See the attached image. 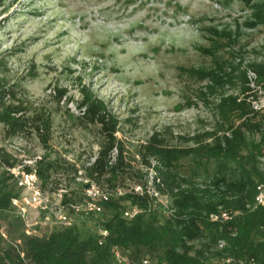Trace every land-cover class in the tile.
<instances>
[{
    "label": "rangeland",
    "instance_id": "rangeland-1",
    "mask_svg": "<svg viewBox=\"0 0 264 264\" xmlns=\"http://www.w3.org/2000/svg\"><path fill=\"white\" fill-rule=\"evenodd\" d=\"M250 13L243 0H0V82L27 109L42 108L51 117L47 146L34 131L10 136L0 123V152L15 159L7 182L19 191L0 211L6 237L22 229L43 234L60 224L61 211L82 224L61 207L58 194L78 199L89 179L86 167L105 139L101 122L82 115L85 92L101 99L116 120L113 134L129 165L116 186L145 187L165 204L168 195L155 189L156 159L148 157L149 165L141 157L148 138L158 132L169 145H193L195 136L203 139L220 125L226 96L245 99L263 117L264 25L246 26ZM118 148L115 142L112 161ZM41 158L53 164L41 188L48 208L35 205L30 190L17 183ZM191 166L189 158L176 163L181 174ZM260 166L264 170V156ZM4 169L0 162V176ZM210 176L211 168H200L195 181L207 183ZM92 179L108 191L107 183ZM15 215L23 227L20 221L9 227Z\"/></svg>",
    "mask_w": 264,
    "mask_h": 264
},
{
    "label": "trees",
    "instance_id": "trees-1",
    "mask_svg": "<svg viewBox=\"0 0 264 264\" xmlns=\"http://www.w3.org/2000/svg\"><path fill=\"white\" fill-rule=\"evenodd\" d=\"M243 1L251 8L245 25H264V0ZM190 71L199 76L208 73ZM84 94L82 115L90 121H100L105 137L97 157L86 167L89 179L84 185L92 178L105 182L111 195L100 201L101 211L84 214L74 213L70 207L81 201L82 194L78 199L74 196L69 199L64 194L61 202L80 216L82 224L77 220L68 225L56 224L44 234L26 233L22 229L10 238L0 233V264H27L11 243L16 239L21 240L28 264H117L111 253L114 245L127 249L134 258L148 257L151 264H219L224 255L253 258L264 264V203L254 201L257 185L264 180L260 166V158L264 156V116L257 117L258 111L248 107L245 99L226 96L219 104L220 125L203 134L210 140L195 136L193 145L182 147L167 144L158 132L148 138L142 145L141 157L149 165L148 157L157 161L153 166L158 179L155 189L169 197L168 208L172 211L166 213L164 204L145 187L141 192L130 189L114 194L117 180L129 166L113 134L116 120L101 99ZM0 123L10 136L34 131L47 146L50 115L42 108L27 109L22 100L15 99L13 90L1 82ZM253 131L261 133L259 140L248 137ZM115 142L119 148L112 161L110 151ZM181 158H189L193 163L190 173L181 174L177 169L176 163ZM0 162L5 167L0 176V211H6L19 191L7 182L13 177L7 167L13 166L15 159L11 161L1 151ZM52 167L51 161L41 158L34 167L26 166V169L35 170L44 189ZM200 168L204 172L211 168L207 183L195 181ZM131 206H137L140 211L128 218L123 212ZM221 212L230 216L223 218ZM212 214L218 218L212 219ZM15 216L9 227L15 221H20L23 227L21 216ZM100 228L108 234L101 235ZM219 241H223L222 247L218 246Z\"/></svg>",
    "mask_w": 264,
    "mask_h": 264
},
{
    "label": "built area",
    "instance_id": "built-area-1",
    "mask_svg": "<svg viewBox=\"0 0 264 264\" xmlns=\"http://www.w3.org/2000/svg\"><path fill=\"white\" fill-rule=\"evenodd\" d=\"M38 177L35 172V170L23 172L22 175L18 178V185H21L23 188H27L30 190V198L31 201L40 207L48 208L47 204L49 202V197L45 195L41 191L40 184H38ZM88 180H86L87 182ZM140 186H135L134 191L136 192H141ZM157 191V190H156ZM123 191L120 187H116L114 190V194H122ZM59 197H62V193L58 194ZM111 195L110 191H103L99 186H96L95 184H92L91 181L89 182L88 185L83 189L82 191V199L79 203H72L70 204V207L74 211V213H84L87 214L89 212H99L102 209V206L100 204L101 200H107ZM154 195V194H152ZM154 197H156L154 195ZM157 198V197H156ZM158 201L162 202L157 198ZM254 201L255 204H262L264 203V180L257 185V191L254 196ZM163 203V202H162ZM165 208H166V213H170L172 210L168 208V204L163 203ZM60 205L62 208H66V205H64L61 200H60ZM140 211V208L137 206H131L130 208H127L124 210L123 214L124 216L131 218L134 216L136 213ZM55 213H53L54 216ZM227 213L226 212H221V216L223 218H227ZM212 219H217L218 215L212 214L211 215ZM59 223L63 225H68L71 224V219L66 216L63 211H61V214L59 216ZM101 235L105 236L108 234V231L106 229L100 228L99 229ZM0 233L2 236L6 237V234L0 230ZM26 233H29L26 231ZM16 248L17 251L19 252V255L24 259L25 263L28 264L27 259H25V254L22 249V243L20 239H16L11 242ZM223 241H219L218 246L222 247L223 246ZM111 253L116 261L117 264H151L150 259L148 257H141V258H134L130 255V252L127 249H123L117 245H114L111 248ZM165 264V263H162ZM219 264H262L259 262H256L253 260V258L249 259H242V258H237L231 255H224L219 259Z\"/></svg>",
    "mask_w": 264,
    "mask_h": 264
},
{
    "label": "crops",
    "instance_id": "crops-1",
    "mask_svg": "<svg viewBox=\"0 0 264 264\" xmlns=\"http://www.w3.org/2000/svg\"><path fill=\"white\" fill-rule=\"evenodd\" d=\"M56 224H51L50 226L46 227V229L44 230V232H42L43 234L44 233H47L49 232ZM35 228H39V225L35 226ZM40 229V228H39Z\"/></svg>",
    "mask_w": 264,
    "mask_h": 264
}]
</instances>
